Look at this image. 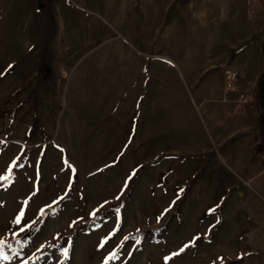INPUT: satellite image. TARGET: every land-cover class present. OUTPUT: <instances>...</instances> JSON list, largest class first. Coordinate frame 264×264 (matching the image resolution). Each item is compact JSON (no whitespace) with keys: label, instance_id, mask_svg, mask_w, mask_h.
I'll use <instances>...</instances> for the list:
<instances>
[{"label":"rangeland","instance_id":"obj_1","mask_svg":"<svg viewBox=\"0 0 264 264\" xmlns=\"http://www.w3.org/2000/svg\"><path fill=\"white\" fill-rule=\"evenodd\" d=\"M9 174L0 264H264V0H0Z\"/></svg>","mask_w":264,"mask_h":264},{"label":"trees","instance_id":"obj_2","mask_svg":"<svg viewBox=\"0 0 264 264\" xmlns=\"http://www.w3.org/2000/svg\"><path fill=\"white\" fill-rule=\"evenodd\" d=\"M11 177H12V174H9V175H6L0 178V184H6L11 179ZM60 203H61V199H58L56 200L54 205L44 207L42 209L44 214L40 215L38 220L34 224L31 225L30 229L28 227L23 232H21L20 234H18L17 236L13 237L10 240H0V242H3V247L0 248V255L9 257L12 254L16 253L18 250H20L23 247V245H25L27 241L35 234L38 226L40 225L46 213L56 209L60 205ZM162 227L163 225H159L156 227V229L159 230ZM135 233L136 235H138L139 238H141L146 233V231L137 230ZM40 262L41 260H37V261L30 260V261H27V264H41Z\"/></svg>","mask_w":264,"mask_h":264},{"label":"snow or ice","instance_id":"obj_3","mask_svg":"<svg viewBox=\"0 0 264 264\" xmlns=\"http://www.w3.org/2000/svg\"><path fill=\"white\" fill-rule=\"evenodd\" d=\"M22 166V165H21ZM75 170L73 169V172H74ZM135 173H133V175H134ZM131 178V177H130ZM129 178V179H130ZM98 211V210H97ZM118 211V210H117ZM44 213H43V211L41 212V215H43ZM92 215L93 216H95V212H93L92 213ZM22 218H23V213H21L18 217H17V219H16V223L19 225V224H21L22 223ZM159 219V218H158ZM31 228V226L29 225V229ZM23 230V229H22ZM125 239H127V237L125 238ZM107 241H105V243H106ZM101 246H103V245H101ZM3 247V242H0V248H2ZM64 256L65 257H67L68 256V249L67 248H65L64 249ZM116 257V253L114 252V253H112L109 257H108V259H114ZM3 259H8V257L7 256H3ZM166 259H168V258H166ZM25 264H27V262H25ZM106 264H107V261H106Z\"/></svg>","mask_w":264,"mask_h":264},{"label":"built area","instance_id":"obj_4","mask_svg":"<svg viewBox=\"0 0 264 264\" xmlns=\"http://www.w3.org/2000/svg\"><path fill=\"white\" fill-rule=\"evenodd\" d=\"M227 76H228V80H229V81H227V83L230 84L231 79H233L232 73L228 74Z\"/></svg>","mask_w":264,"mask_h":264}]
</instances>
